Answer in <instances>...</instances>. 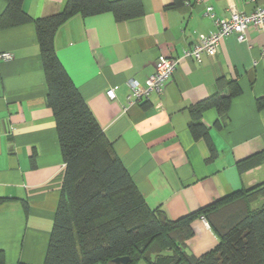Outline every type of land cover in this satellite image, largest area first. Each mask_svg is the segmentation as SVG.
I'll list each match as a JSON object with an SVG mask.
<instances>
[{
    "label": "crops",
    "instance_id": "crops-1",
    "mask_svg": "<svg viewBox=\"0 0 264 264\" xmlns=\"http://www.w3.org/2000/svg\"><path fill=\"white\" fill-rule=\"evenodd\" d=\"M140 1L142 15L131 19L116 20L109 11L74 14L56 29L53 44L147 206L177 219L264 181V160L239 166L264 151V27L249 24L242 40L225 36L218 52L200 62L182 58L160 96L132 102L127 81L143 85L160 57L181 56L197 43L196 33L214 30V18L232 9L250 13L264 0ZM65 2L22 0L28 19L16 20L5 15L8 0H0V53L11 54L0 57V264H42L61 195L65 163L45 101L36 19L58 13ZM219 78L234 80L238 92L222 128L214 126L215 107L201 114L212 154L189 125L192 106L216 92ZM115 86L110 99L105 91ZM190 226L192 254L216 246L206 218L196 216Z\"/></svg>",
    "mask_w": 264,
    "mask_h": 264
},
{
    "label": "trees",
    "instance_id": "trees-1",
    "mask_svg": "<svg viewBox=\"0 0 264 264\" xmlns=\"http://www.w3.org/2000/svg\"><path fill=\"white\" fill-rule=\"evenodd\" d=\"M21 3L22 0H8L5 15L16 20L28 19ZM106 11L116 20L143 13L140 0H66L58 13L36 19L47 82L45 101L54 114L65 163L61 195L42 264H117L114 259L125 256L129 257L126 264H132L139 250L144 257L159 254V243H151L157 237H164L170 244L177 242L179 250L166 256V264H264V181L170 219L163 210L147 206L113 153L102 128L60 63L53 44L56 29L70 16ZM225 88H229V93L222 94ZM237 92L234 80L219 78L216 92L191 108L194 121L189 125L190 132L194 138H202L212 154L214 148L208 128L200 121L201 114L215 107L218 118L214 126L222 128L231 97ZM262 160L264 151L240 161L239 166H253ZM196 216L206 218L218 237L216 246L200 256L192 254L186 244L193 235L190 222ZM136 246L140 248L134 251ZM152 260L150 257L148 261L152 264Z\"/></svg>",
    "mask_w": 264,
    "mask_h": 264
},
{
    "label": "built area",
    "instance_id": "built-area-1",
    "mask_svg": "<svg viewBox=\"0 0 264 264\" xmlns=\"http://www.w3.org/2000/svg\"><path fill=\"white\" fill-rule=\"evenodd\" d=\"M205 9L206 13L212 15L211 6H206ZM214 23L216 28L207 33L196 35L197 43L183 49L181 56L160 57L154 65V70L146 78L143 85L136 80H128L127 85L130 89L128 99L132 102H140L148 100L152 94L160 96L163 93L166 81L172 76L182 58L190 57L200 62L203 55L213 56L218 52L220 40L225 36L234 34L242 40L249 24H253L258 28L264 27V6L257 5L250 13L232 9L228 17L214 18ZM10 56L9 52L0 53L1 58H9ZM116 88V86L111 87L105 91L110 99L115 97Z\"/></svg>",
    "mask_w": 264,
    "mask_h": 264
},
{
    "label": "rangeland",
    "instance_id": "rangeland-1",
    "mask_svg": "<svg viewBox=\"0 0 264 264\" xmlns=\"http://www.w3.org/2000/svg\"><path fill=\"white\" fill-rule=\"evenodd\" d=\"M199 33H196V35H198ZM245 189V188H243ZM164 238V237H162ZM161 237H157L156 239H151V243L153 242H157L159 243L160 247H161V251L158 252L159 254L157 255H151V259L152 260V264H166V256H168L169 254L173 253L175 251V249L179 250V248H177V242H173L171 241V244L166 242V240H163ZM140 246H136L134 248V251H136V249H139ZM167 252V254H166ZM137 254L134 255V263L132 264H151V262H149L148 260H150L149 256H143V253H141V251L139 250L138 252H136ZM100 264H115L112 261H103L100 262Z\"/></svg>",
    "mask_w": 264,
    "mask_h": 264
},
{
    "label": "water",
    "instance_id": "water-1",
    "mask_svg": "<svg viewBox=\"0 0 264 264\" xmlns=\"http://www.w3.org/2000/svg\"><path fill=\"white\" fill-rule=\"evenodd\" d=\"M128 260H129V257H128V256H125V257H119V258L114 259V261H115L117 264H120V263L126 264Z\"/></svg>",
    "mask_w": 264,
    "mask_h": 264
}]
</instances>
